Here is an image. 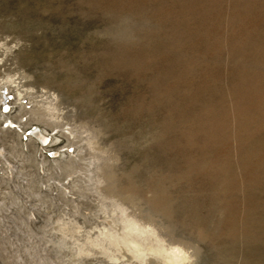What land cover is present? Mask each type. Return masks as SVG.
Masks as SVG:
<instances>
[{
  "label": "rangeland",
  "instance_id": "rangeland-1",
  "mask_svg": "<svg viewBox=\"0 0 264 264\" xmlns=\"http://www.w3.org/2000/svg\"><path fill=\"white\" fill-rule=\"evenodd\" d=\"M1 81L0 264H138L85 242L121 195L184 264H264V0H0Z\"/></svg>",
  "mask_w": 264,
  "mask_h": 264
},
{
  "label": "bare ground",
  "instance_id": "bare-ground-1",
  "mask_svg": "<svg viewBox=\"0 0 264 264\" xmlns=\"http://www.w3.org/2000/svg\"><path fill=\"white\" fill-rule=\"evenodd\" d=\"M9 84L14 85L15 89H19L20 87L17 82H12ZM9 84L8 82H0V91H4L2 95L6 94V86ZM10 99V97L4 98V100L7 101ZM47 103L50 107L45 110L47 113L45 116H47V121L52 123L56 120V117L54 116V109L51 107V103H55L54 97H50ZM5 104L7 103L5 102L3 106H5ZM10 110L11 108L8 106L7 111L2 112V114H8ZM3 117L4 116H0V120H2ZM6 126L10 129H14L15 132H20L19 124L16 125L10 121H7ZM69 135L72 136V139H75L76 137L75 133L70 132ZM28 137L36 141V143L41 147H45L49 143V137L44 136L37 128H34L29 136H27V132L25 134L22 133L21 140H25V142H27ZM81 150H83L82 146L79 147V152ZM68 151L70 153L75 152L74 149L70 148ZM0 157H4L2 150H0ZM49 157L54 160V171H56L60 168V163L62 162L60 159H62V156H60L58 152H51ZM57 157L59 158L56 159ZM76 157L71 155L70 158H72L73 160H71L77 165L78 158ZM42 165L45 166L43 161L39 166L43 168ZM98 165L99 164L92 162L88 164L89 170L87 172L89 175L87 174V183L89 186H93V189H95V194L100 196L102 190H104L105 193L108 192L107 186L108 183L110 184V179L107 174H99L103 170L102 167L100 169ZM43 171L44 170H41L39 173H43ZM50 177L54 179L55 174L50 175ZM57 186V191L63 192H65L67 189L75 188L73 180L71 183L69 181L64 184L57 183ZM64 195L67 196L66 194ZM120 197L122 198L120 200L116 199L114 201L110 199V202L107 205L102 201L100 202L98 208L102 215L97 218L100 219L99 224H97L100 229L98 237L92 239L90 235H87L85 236V242L90 244L94 243V246L99 248L101 254L109 258L110 262H118L119 260L130 258L135 260V262L138 261V264H184L188 260L187 250L184 247L166 248V246L163 245V239L159 234L160 229L156 226V224L152 223V221L148 219L144 222L140 221L137 217V213L135 212L139 209L131 201L127 200L129 198L125 199L123 195ZM108 207L115 208L111 211L110 215L106 210ZM76 230V227H68L67 223H63L59 231L62 232V234L69 233L72 238H74V233ZM77 234L80 236V228H78ZM80 252L88 253L89 251L85 250L84 248Z\"/></svg>",
  "mask_w": 264,
  "mask_h": 264
},
{
  "label": "built area",
  "instance_id": "built-area-1",
  "mask_svg": "<svg viewBox=\"0 0 264 264\" xmlns=\"http://www.w3.org/2000/svg\"><path fill=\"white\" fill-rule=\"evenodd\" d=\"M10 98H11V97H10ZM6 106L8 107V105H7V104H5V106H3V111H4V112H5V107H6ZM34 128H37V129H39L38 127H34ZM34 128H32V129H31V131L29 130V131L27 132V136H29V135H30V133L33 131V129H34ZM39 130H40V129H39Z\"/></svg>",
  "mask_w": 264,
  "mask_h": 264
},
{
  "label": "water",
  "instance_id": "water-1",
  "mask_svg": "<svg viewBox=\"0 0 264 264\" xmlns=\"http://www.w3.org/2000/svg\"><path fill=\"white\" fill-rule=\"evenodd\" d=\"M8 107L6 106L5 109H7Z\"/></svg>",
  "mask_w": 264,
  "mask_h": 264
},
{
  "label": "snow or ice",
  "instance_id": "snow-or-ice-1",
  "mask_svg": "<svg viewBox=\"0 0 264 264\" xmlns=\"http://www.w3.org/2000/svg\"><path fill=\"white\" fill-rule=\"evenodd\" d=\"M5 111H7V109H5Z\"/></svg>",
  "mask_w": 264,
  "mask_h": 264
}]
</instances>
